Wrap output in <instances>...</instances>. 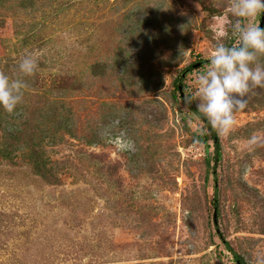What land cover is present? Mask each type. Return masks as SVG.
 Instances as JSON below:
<instances>
[{"label":"rangeland","instance_id":"rangeland-1","mask_svg":"<svg viewBox=\"0 0 264 264\" xmlns=\"http://www.w3.org/2000/svg\"><path fill=\"white\" fill-rule=\"evenodd\" d=\"M231 4L0 0V71L39 57L23 103L0 108V264L264 257V89L228 134L186 103L217 43H238Z\"/></svg>","mask_w":264,"mask_h":264},{"label":"clouds","instance_id":"clouds-1","mask_svg":"<svg viewBox=\"0 0 264 264\" xmlns=\"http://www.w3.org/2000/svg\"><path fill=\"white\" fill-rule=\"evenodd\" d=\"M230 13L237 18L232 36L238 40L233 46L217 43L204 71L195 79L196 88L186 103L198 101L196 108L208 124L221 134L230 133L236 125L235 114L248 107V98L255 88L264 89V28L252 23L264 14V0H232ZM39 69V57L26 53L17 66L15 78L0 71V108L13 114L25 98L29 83ZM256 137L251 138L255 143ZM256 264H264L258 257Z\"/></svg>","mask_w":264,"mask_h":264},{"label":"trees","instance_id":"trees-1","mask_svg":"<svg viewBox=\"0 0 264 264\" xmlns=\"http://www.w3.org/2000/svg\"><path fill=\"white\" fill-rule=\"evenodd\" d=\"M207 61L204 62H199V63H194L191 64L186 70L185 72H192L196 69H198L200 67L201 64H205ZM178 88L180 89V86H178ZM204 121L207 123V125L210 127V129L213 131V128L210 126V124H208L207 119L204 118ZM203 142H205V140H203V138H201ZM217 145H218V141L217 138L215 137ZM219 147V145H218ZM35 163L34 169L35 171L42 177L44 178L46 181H48L50 178L54 177V174L52 173V171L47 167V162H43V161H39ZM228 245V243H227ZM231 249V248H229ZM231 251V250H230ZM237 260H239V257H237Z\"/></svg>","mask_w":264,"mask_h":264},{"label":"water","instance_id":"water-1","mask_svg":"<svg viewBox=\"0 0 264 264\" xmlns=\"http://www.w3.org/2000/svg\"><path fill=\"white\" fill-rule=\"evenodd\" d=\"M261 28H264V14H262ZM180 92L183 93V91H182V87H181V86H180ZM218 156H219V147H218V145H217V147H216V162H218ZM214 219H215V223H216V225H218V214H217V210H216V212H215V217H214Z\"/></svg>","mask_w":264,"mask_h":264}]
</instances>
